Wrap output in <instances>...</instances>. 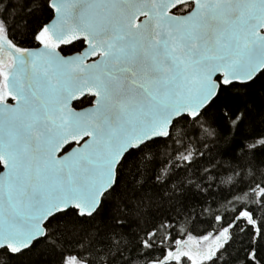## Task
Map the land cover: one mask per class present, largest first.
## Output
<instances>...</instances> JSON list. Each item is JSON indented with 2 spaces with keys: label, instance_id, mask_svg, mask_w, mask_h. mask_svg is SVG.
<instances>
[{
  "label": "snow or ice",
  "instance_id": "6c2138e0",
  "mask_svg": "<svg viewBox=\"0 0 264 264\" xmlns=\"http://www.w3.org/2000/svg\"><path fill=\"white\" fill-rule=\"evenodd\" d=\"M150 15L140 6V0H0V30L9 50V71L0 72V81L7 90L6 94L0 95V116L13 114L16 139L25 148L34 145L37 152L47 151L50 159H53V153H63L66 160L74 145L80 143L68 140L58 149L56 147L59 128L68 123L65 110L69 106L76 111L86 101L94 108L96 123L101 130L117 126L122 128L144 113L158 109L165 98L175 97L189 82L196 87L200 71L206 69L208 87L210 89L214 81L217 91L207 104L197 102L196 115L191 117L196 120L205 116L226 88L247 89L264 77V67L259 66V63H264L262 58L244 75L234 71L226 81L227 70L244 64L248 59L245 50L232 54L228 45L212 47L206 34L198 31H148L146 22L140 18ZM60 24L74 29L77 35L67 42L58 40L54 49L45 50L39 40L40 33L47 30L55 40ZM21 28L24 36L18 39L17 31ZM4 47L5 44L0 42V51ZM32 53H40L43 59L33 57ZM26 54L28 59L17 60V56L24 57ZM210 58L218 63L209 67ZM89 60L93 63L89 64ZM60 62L64 65L80 63L91 73L83 77L79 87H86L80 95H73L76 88L72 86L71 70L61 67ZM17 63L25 67L20 69L21 82L13 90L8 81ZM224 112L228 115L227 106ZM231 115L235 117L234 129L232 135L224 138L226 148L231 146L235 132L247 118V112L237 109ZM180 118L187 121L190 116L181 112ZM87 135L94 137L96 133L88 131ZM155 143L156 138L148 137L137 146L123 147L120 160L115 161L117 175L111 185L105 187L100 183L92 189L101 195L94 210L87 216L71 204L60 207L58 211H53L56 205H49L34 218L45 229L42 235L38 228L36 234L27 236L26 242L20 246L14 245L7 236L0 235V264H44L48 257L43 253V246L53 242L49 239L52 233L47 231L48 226L69 213L80 219H92L103 213L108 196L120 187L119 170L122 166L127 167L124 162L142 148ZM259 143L264 145V141ZM249 151L255 153L260 149L253 145L246 150L241 145L233 153L238 161L247 157L243 165L238 166L255 165L254 155ZM0 161L7 169L8 162L2 154ZM112 163L108 161L109 165ZM83 179L87 188V177ZM44 195L42 191L33 193L34 198ZM117 223L123 224L124 221L117 219ZM259 236H264V232ZM259 236L253 240L255 245H259ZM254 261L264 264L258 246L247 253L246 264H253Z\"/></svg>",
  "mask_w": 264,
  "mask_h": 264
},
{
  "label": "trees",
  "instance_id": "16d2710c",
  "mask_svg": "<svg viewBox=\"0 0 264 264\" xmlns=\"http://www.w3.org/2000/svg\"><path fill=\"white\" fill-rule=\"evenodd\" d=\"M23 36L21 28L17 38ZM237 109L246 111L247 118L226 148L224 138L234 129L231 113ZM260 141L264 77L247 89L226 88L205 116L176 120L166 139L129 156L127 167L119 170L120 187L108 196L103 213L92 219L69 213L48 226L53 242L43 246L48 257L44 264H154L168 258L179 243L199 247L201 241L215 236L216 242L220 235L223 243L214 258L194 257L184 247L168 264H246L255 246L264 257V236H259L264 232ZM241 145L260 149L249 151L254 166H238L247 158L238 161L233 154ZM257 236L259 245L253 243Z\"/></svg>",
  "mask_w": 264,
  "mask_h": 264
},
{
  "label": "water",
  "instance_id": "95a60500",
  "mask_svg": "<svg viewBox=\"0 0 264 264\" xmlns=\"http://www.w3.org/2000/svg\"><path fill=\"white\" fill-rule=\"evenodd\" d=\"M184 5H191V8L181 14L169 11ZM140 6L151 14L150 17L140 18L146 22L148 31H198L206 34L212 47L228 45L232 54L245 50L248 59L244 64L228 69L224 77L226 81L234 71L244 75L249 67L264 58V0H140ZM58 27L60 31L55 33V40L49 31H45L51 40V45L43 44L45 50L54 49L58 40L67 42L77 35V32L67 25L60 24ZM0 42L5 44L3 51L8 54L4 36H0ZM32 56L43 59L40 53H32ZM21 58L29 57L27 54L24 57L17 56L18 61ZM88 63H93V60ZM216 63L218 61L214 58L208 61L209 67ZM60 64L61 67L71 70L72 86L76 88L73 95H80L86 86L79 85L82 84L83 77L91 73L80 63ZM259 66L264 67V63H259ZM22 67L25 66L17 63L16 68L12 70V78L8 84L13 90L21 82ZM8 71L7 67L2 72ZM208 84L207 70L202 69L196 87H192L189 82L175 97L165 98L158 109L144 113L133 123L122 128L117 126L101 130L97 126L92 106L87 105L76 111H72L69 106L65 110L68 123L59 128L56 147L58 149L68 140H78L80 143L74 145L66 160L63 153H53V159H50L47 151L37 152L34 145L25 148L15 137L13 114L0 116V154L8 162V168L4 169L3 161H0V235L7 236L16 246L26 242L25 238L30 234H36L38 228L39 234L42 235L45 229L42 228L41 222L34 218L49 205H56L53 211H58L60 207L71 204L87 216L94 210L101 195L92 189L100 183L105 187L111 185L117 174L115 161L120 160L123 147L137 146L148 137L166 139L174 121L180 119L181 112H187L191 119L196 115L198 101L207 104L212 99L217 85L213 81L209 89ZM56 122L59 124L60 120L57 119ZM88 131H94L96 135L89 137ZM110 160L113 161L111 165L108 164ZM84 177H87V188ZM39 191L45 195L34 198L33 193ZM222 238L220 235L208 252L204 253L194 248L190 242L184 241L177 245V249L168 258L154 264L173 262L184 247L201 258H214V251L223 243Z\"/></svg>",
  "mask_w": 264,
  "mask_h": 264
},
{
  "label": "rangeland",
  "instance_id": "374dc122",
  "mask_svg": "<svg viewBox=\"0 0 264 264\" xmlns=\"http://www.w3.org/2000/svg\"><path fill=\"white\" fill-rule=\"evenodd\" d=\"M182 10H185V8H182ZM44 33H45V31L40 33L39 39H41V38H44L45 39ZM0 36H4V33H3L2 30H0ZM0 61H1V59H0ZM4 68H5V65H3L2 63H0V72L3 71ZM3 90H4L3 81H0V95H4ZM215 239H217V238H215V236H214V237H211V239H206L204 241H201V243L198 245L199 247L195 246L194 245L195 244L194 242H192L191 245L194 248H198L201 251V253H204V252H208V250L210 248V245L209 244L210 243H214L215 242ZM185 252H189L191 254L194 253L190 249L188 251H185ZM192 256H194V257H196V256L200 257L197 253L192 254ZM207 257H209V256H207Z\"/></svg>",
  "mask_w": 264,
  "mask_h": 264
},
{
  "label": "flooded vegetation",
  "instance_id": "af4514ba",
  "mask_svg": "<svg viewBox=\"0 0 264 264\" xmlns=\"http://www.w3.org/2000/svg\"><path fill=\"white\" fill-rule=\"evenodd\" d=\"M182 8L183 7H179L177 9H175V11H173L172 13H174V14L184 13V12L188 11L191 8V5L184 6L185 10H182ZM44 36H45V39L41 38L39 40L42 41V43L45 44V45H51V40L49 39V37H47V35L45 33H44ZM0 59H1V61H3L2 64L5 65V68H4V70H5L8 67L9 55L7 53H5V51H0ZM3 92H4V94H6L5 88H4ZM85 105L87 106L89 104L86 102Z\"/></svg>",
  "mask_w": 264,
  "mask_h": 264
}]
</instances>
